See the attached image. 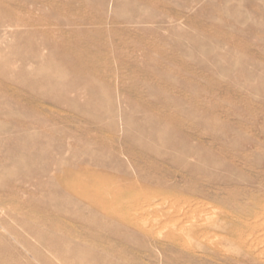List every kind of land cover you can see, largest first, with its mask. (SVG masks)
<instances>
[{
    "label": "rangeland",
    "instance_id": "1",
    "mask_svg": "<svg viewBox=\"0 0 264 264\" xmlns=\"http://www.w3.org/2000/svg\"><path fill=\"white\" fill-rule=\"evenodd\" d=\"M0 264H264V0H0Z\"/></svg>",
    "mask_w": 264,
    "mask_h": 264
}]
</instances>
